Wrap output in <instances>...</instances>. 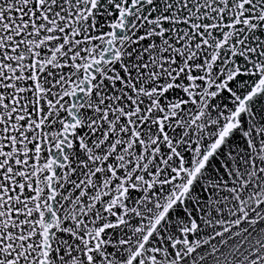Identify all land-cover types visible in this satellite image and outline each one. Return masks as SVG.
Returning <instances> with one entry per match:
<instances>
[{
  "label": "snow or ice",
  "instance_id": "obj_1",
  "mask_svg": "<svg viewBox=\"0 0 264 264\" xmlns=\"http://www.w3.org/2000/svg\"><path fill=\"white\" fill-rule=\"evenodd\" d=\"M0 264H264V0H0Z\"/></svg>",
  "mask_w": 264,
  "mask_h": 264
}]
</instances>
